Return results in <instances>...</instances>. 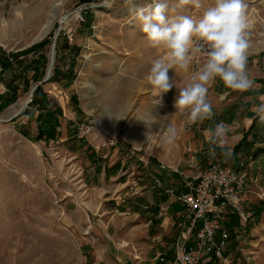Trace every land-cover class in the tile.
<instances>
[{"label":"rangeland","instance_id":"rangeland-1","mask_svg":"<svg viewBox=\"0 0 264 264\" xmlns=\"http://www.w3.org/2000/svg\"><path fill=\"white\" fill-rule=\"evenodd\" d=\"M261 1L247 15L258 35L252 45L264 50ZM201 2L200 9L188 5L182 14L198 18L215 0ZM151 3L136 0L123 8V0L112 7L104 0H0V57L10 62V54L48 41L38 53L13 58L11 69L0 64V264H126L115 259L121 251L130 257L127 264H146L141 252L152 226L136 230L151 215L143 207L156 204L134 199L133 180L146 190L157 175L180 187L179 172L190 177L203 170L185 144L189 118L174 107L179 90L173 87L156 106L158 97L145 79L151 61L167 54L149 46L133 17ZM167 3L170 15L181 14L177 0ZM40 7V28L51 26L40 41H34L32 25L26 34L8 32L14 19L22 26ZM53 45L52 77L41 84ZM44 69L43 80L34 81ZM186 76L169 70L179 86ZM169 126L177 129L172 143L164 135Z\"/></svg>","mask_w":264,"mask_h":264},{"label":"clouds","instance_id":"clouds-1","mask_svg":"<svg viewBox=\"0 0 264 264\" xmlns=\"http://www.w3.org/2000/svg\"><path fill=\"white\" fill-rule=\"evenodd\" d=\"M135 2L123 0L122 7L131 8ZM114 3L115 0H104L106 7H112ZM188 5L200 9L202 2L177 0L175 7L181 10V14L170 15L167 0H152L151 4L136 10L133 17L149 46L162 48L167 53L151 61L145 76L153 95L158 97L156 106H162L164 94L176 87L179 91L174 107L180 112L187 111L189 122L195 124L214 117L213 106L208 99L210 82L219 78L227 89L239 93L254 88V80L248 70L252 41L246 0H215L214 5L204 8L198 18L182 14ZM197 57H203L204 62L189 82L179 86L175 79H170V69H174L177 75L180 71L187 72ZM253 111L264 123V98ZM146 126L151 129L152 123ZM229 131V126L221 121L205 132L211 155L214 156L219 147L226 159L231 157L226 140ZM164 135L166 141L172 143L177 129L169 126Z\"/></svg>","mask_w":264,"mask_h":264},{"label":"crops","instance_id":"crops-1","mask_svg":"<svg viewBox=\"0 0 264 264\" xmlns=\"http://www.w3.org/2000/svg\"><path fill=\"white\" fill-rule=\"evenodd\" d=\"M261 2V0H246L247 14L251 10L249 6L255 7ZM256 9L257 7H255ZM198 70L199 68L192 63L186 78L180 79V86L189 82L191 76ZM248 70L254 80V88L248 92L239 93L227 89L219 78L210 82L208 99L213 106L214 117L212 120H204L195 124L189 122V127L186 130L185 144L189 145V148L194 152L191 159L193 163L196 161L202 169H206L215 157L216 160L234 170H239L242 165L249 177L248 193L244 199L243 207L248 214L252 215V218L246 227L232 224L230 228L232 237L224 262L207 259L202 264H264V123L259 121L253 111L254 107L261 103V98H264V50L256 44L252 45L250 49ZM221 121L230 128L226 140L232 155L227 159L221 154L219 147L216 148L214 156L210 154V144L205 135L208 129L214 128L215 124ZM246 137V144L243 148L238 153L234 152V149L243 143ZM179 174L184 175V172H179ZM146 190L143 196L134 199H143L144 202L152 199L156 205L162 202L149 188ZM180 210L179 205H173L161 220L155 218L154 221H157L155 224L152 222V214L145 215L148 219L145 224H138L136 235L144 231V225L152 226L148 229L150 243L141 252V262L155 264L159 253L166 254L167 259L174 258V243L178 235L177 213ZM157 230L166 237L172 235L173 243L164 242L163 238L161 239L159 235L156 236ZM113 240L116 245L118 239ZM124 243L131 244L126 240ZM120 250L123 249L117 247V252ZM115 259L125 261L126 264L130 262L126 251H121V254L116 255Z\"/></svg>","mask_w":264,"mask_h":264},{"label":"built area","instance_id":"built-area-1","mask_svg":"<svg viewBox=\"0 0 264 264\" xmlns=\"http://www.w3.org/2000/svg\"><path fill=\"white\" fill-rule=\"evenodd\" d=\"M250 20V39L258 36L255 21ZM13 62V59H10ZM203 57H197L193 64L200 68ZM181 178L180 188L170 186L161 177L151 176L149 189L162 200L157 205H146L144 211L152 214V220H161L170 207H181L178 214V235L174 243V258L167 259L159 253L155 264H202L207 259L225 261L232 232L228 227L229 213H235L240 226L246 227L252 218L243 207L248 193L249 177L241 165L234 170L224 163L214 161L203 170ZM134 198L144 195L137 179L132 183Z\"/></svg>","mask_w":264,"mask_h":264},{"label":"trees","instance_id":"trees-1","mask_svg":"<svg viewBox=\"0 0 264 264\" xmlns=\"http://www.w3.org/2000/svg\"><path fill=\"white\" fill-rule=\"evenodd\" d=\"M82 2L84 4H91V3L94 2V0H82ZM47 43H48V41H45L44 44H47ZM44 44L43 45H36V46L32 47L31 49L26 50V51H23V52L18 53V54H10L9 57L12 58V59L13 58L19 59L20 57L27 56V55H29V54H31L33 52L34 53H38L39 50H41L43 48ZM41 60H43V62H44L45 58L44 57H41ZM0 64L2 65V67H4L5 70L11 69V66H12V64L9 62L8 58L5 57V56L4 57H0ZM35 64H39V62L38 63H35ZM44 64H45V62H44ZM44 71H45V69L42 70L41 73L38 72L37 75L34 77V81L41 82L43 80L44 75H45ZM10 90H11L12 93H14V95H16V93L14 92V90H17V88L15 89L14 87H11ZM42 92H43L42 91V88L41 87H38L37 90L34 93V96L39 99L40 97L43 96L42 95ZM34 102H38V100L34 98ZM246 140H247V137L244 139V142L243 143H241L238 147H236L234 149V152H237L238 153L243 148V146L246 144ZM258 152H262V151H258ZM227 220H228V227H229V229L231 228L232 224L234 226H239V224H240L239 218H238V216L235 213H229ZM152 222L155 224L157 221H154V219H153Z\"/></svg>","mask_w":264,"mask_h":264},{"label":"bare ground","instance_id":"bare-ground-1","mask_svg":"<svg viewBox=\"0 0 264 264\" xmlns=\"http://www.w3.org/2000/svg\"><path fill=\"white\" fill-rule=\"evenodd\" d=\"M37 4H39V3H37ZM32 16H33V18H30V20H29V18H27L28 20H24V21L22 20L24 22V24H22V26H20L21 21L14 19L15 21L13 23H11L6 29L13 36H16V35L26 34V29H28L32 25L35 29L33 35L34 36L37 35L35 37L34 41H40L50 31L51 26L47 25L44 28H40V26L43 24V22L45 20V13L43 12L42 7H40L39 10H37L36 13ZM54 63H55V60L53 58V55H51V64H50V68H49L50 74L53 73ZM14 109L15 108L12 109V112ZM20 111L21 110L14 112V114L17 115Z\"/></svg>","mask_w":264,"mask_h":264},{"label":"water","instance_id":"water-1","mask_svg":"<svg viewBox=\"0 0 264 264\" xmlns=\"http://www.w3.org/2000/svg\"><path fill=\"white\" fill-rule=\"evenodd\" d=\"M55 48H56V46L53 45L51 55H53L54 60H55V56H56V50H55ZM51 77H52V74H50V73H49V70H48V74H47L46 78L42 81L41 84H44V83H46L47 81H49V80L51 79Z\"/></svg>","mask_w":264,"mask_h":264}]
</instances>
